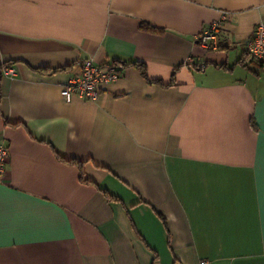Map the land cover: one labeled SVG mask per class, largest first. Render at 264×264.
<instances>
[{"label": "crops", "instance_id": "0c3cea01", "mask_svg": "<svg viewBox=\"0 0 264 264\" xmlns=\"http://www.w3.org/2000/svg\"><path fill=\"white\" fill-rule=\"evenodd\" d=\"M259 21L264 0H0V264H264V65L214 64ZM84 58L163 83L127 64L66 100Z\"/></svg>", "mask_w": 264, "mask_h": 264}, {"label": "built area", "instance_id": "2783aa9c", "mask_svg": "<svg viewBox=\"0 0 264 264\" xmlns=\"http://www.w3.org/2000/svg\"><path fill=\"white\" fill-rule=\"evenodd\" d=\"M231 16L232 14L228 10H221L219 17L197 36L199 44L209 50L218 49L223 24ZM248 50L254 58L264 60V21H259L255 25L251 39L248 42ZM186 63L191 64V59L188 58ZM196 65L201 68L204 66L203 63ZM3 71L9 75H15V69L10 63L3 65ZM122 74L123 65L120 63H97L93 58H84L79 62L75 74L61 88L60 93L66 100H70L73 95L96 99L103 84L119 79ZM9 157V146L0 141V175L5 173ZM197 264H208V260L199 259Z\"/></svg>", "mask_w": 264, "mask_h": 264}, {"label": "trees", "instance_id": "16d2710c", "mask_svg": "<svg viewBox=\"0 0 264 264\" xmlns=\"http://www.w3.org/2000/svg\"><path fill=\"white\" fill-rule=\"evenodd\" d=\"M142 28L144 29H147V30H150V31H154V32H160L162 31V29L160 28H157V27H154L148 23H142ZM222 45L219 43V48L221 47ZM257 60L259 65H264V60H261V59H257V58H254L251 53L249 52V50L247 49L246 51L243 52V55L240 56V58H238L236 60V62L234 64H232L231 66H228L226 63H215V65L219 66V67H223V68H227V69H231L234 65H237V64H241V65H248V63H250L252 60ZM246 60H250V62L248 63H245ZM113 62L115 63H120L122 64L123 66L124 65H127V64H132V65H135L138 70L140 71V73L149 81V82H157V83H160L162 84L163 81L161 79H151L148 77V74H147V69H146V65H145V62L141 61V60H135V61H128V62H121V60H118V59H115L113 60ZM250 124L251 126L254 128V129H257V125L254 121L253 118H251V121H250ZM53 148V146H52ZM54 149V148H53ZM55 150V149H54ZM56 152V151H55ZM56 155L59 159L63 160V161H66V162H71L75 165L78 166L79 168V181L82 182V183H87V184H92V181H90L89 179H87V177L85 176L84 174V170H83V164H82V161H79V160H74V159H70V160H67L65 159L63 156H61L60 154H58V152H56ZM99 190L103 191L104 194L106 195V197L108 199H120L118 196L108 192L106 189L104 188H101V187H98ZM160 217L163 219V222L165 223V218L159 213Z\"/></svg>", "mask_w": 264, "mask_h": 264}]
</instances>
